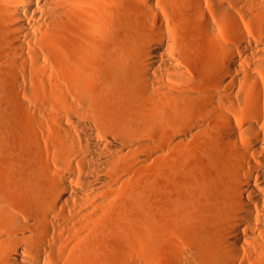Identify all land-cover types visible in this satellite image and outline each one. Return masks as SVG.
Segmentation results:
<instances>
[{"label":"bare ground","instance_id":"1","mask_svg":"<svg viewBox=\"0 0 264 264\" xmlns=\"http://www.w3.org/2000/svg\"><path fill=\"white\" fill-rule=\"evenodd\" d=\"M229 1L210 0V17L203 0H0V264H135L111 226L141 212L112 205L153 157L191 236L168 242L175 264H264V82L220 63L212 24ZM183 5L201 48L221 40L220 77L199 94L184 22L167 9ZM207 130L217 159L195 178L184 157ZM142 225L158 258L166 244L150 218Z\"/></svg>","mask_w":264,"mask_h":264},{"label":"rangeland","instance_id":"2","mask_svg":"<svg viewBox=\"0 0 264 264\" xmlns=\"http://www.w3.org/2000/svg\"><path fill=\"white\" fill-rule=\"evenodd\" d=\"M235 2H238V4L236 5ZM256 5V0H231L227 4L229 9L228 15L216 18L212 25L214 32L217 31L222 36L224 52L222 53L223 56H220L221 65L227 67L225 60L231 57L237 69L240 71L243 70L246 73L250 72L260 79L262 81H260L261 84H263L264 75L258 66L262 59L257 55L258 53H263L259 48L261 45L259 43L264 41V20L258 17L257 9L260 7L256 8L258 7ZM202 6L210 17L215 14L213 4L210 0H203ZM167 9L171 12H177L180 17L178 20L184 22L181 27L180 36V40L184 43L183 55L185 60H189L187 63L191 65L195 76L199 77L195 82V90L192 88V92L199 94L205 89L210 90V87H213L220 77V74L214 66L216 56L214 55V51H212V47H215V45L217 47L221 40L219 43L217 42L218 44L216 42L212 45L210 43L207 44L210 45V49H206L205 46L201 48L192 38L193 32L190 28L192 22L190 18L185 17V12L187 11L185 5L183 7H177L175 10L170 7H167ZM230 18L233 19L234 23L241 30V35L236 34L234 31L229 21ZM223 37L227 41H223L225 39ZM243 75L244 73L238 74L236 79L240 80L244 85L249 84ZM215 140V131L207 130L196 135L189 143L184 159L187 161L190 172L195 178L202 175L206 170L205 163L211 164L217 159L216 151H213V147L216 146L214 144ZM155 142V145H157L159 138ZM151 161L150 165L145 164V168L130 169V177H127V179L120 183V187L118 188L119 193L112 205V212L115 215L119 213L125 215L124 212L129 211V209L132 211L134 209L133 207H135L139 213L141 212L138 214L140 219H134V221L129 220L131 223H128V221L124 224L128 225L124 227L119 224L118 227H111L124 231L126 235L128 234L127 236L131 242V260L135 264H175L168 242L173 240L188 243L191 236L187 233L185 226L177 224L174 221V210L169 203L168 196L164 195L166 188L163 180V172L158 163L159 159L153 157ZM181 189L183 192L188 190L186 187H181ZM192 198L196 200V198ZM133 202L135 205H132V207L130 205ZM126 213L131 214L130 212ZM148 218L152 222L156 236H159L164 244H166L164 249L155 252L158 253L156 254L158 258L154 256L155 254L151 253L150 248L147 246V228L142 224L146 223ZM105 234L104 232L100 234V241H102L103 236L105 237Z\"/></svg>","mask_w":264,"mask_h":264}]
</instances>
